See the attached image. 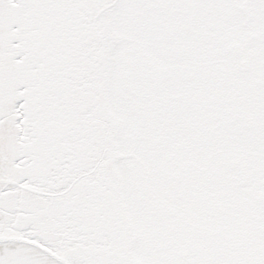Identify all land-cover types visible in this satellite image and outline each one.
<instances>
[{
    "label": "snow or ice",
    "instance_id": "obj_1",
    "mask_svg": "<svg viewBox=\"0 0 264 264\" xmlns=\"http://www.w3.org/2000/svg\"><path fill=\"white\" fill-rule=\"evenodd\" d=\"M0 264H264V0H0Z\"/></svg>",
    "mask_w": 264,
    "mask_h": 264
}]
</instances>
